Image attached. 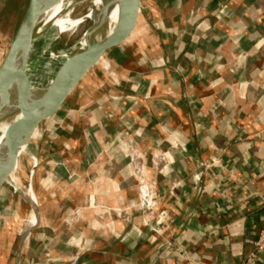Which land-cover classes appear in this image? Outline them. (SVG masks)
<instances>
[{"label": "crops", "instance_id": "0c3cea01", "mask_svg": "<svg viewBox=\"0 0 264 264\" xmlns=\"http://www.w3.org/2000/svg\"><path fill=\"white\" fill-rule=\"evenodd\" d=\"M27 145L15 179L39 224L19 264H264V0H140Z\"/></svg>", "mask_w": 264, "mask_h": 264}, {"label": "water", "instance_id": "95a60500", "mask_svg": "<svg viewBox=\"0 0 264 264\" xmlns=\"http://www.w3.org/2000/svg\"><path fill=\"white\" fill-rule=\"evenodd\" d=\"M57 1L59 0H28L25 11L16 27L11 41L0 58V121L4 119L13 108L10 103L4 102L5 97L12 90L22 85L24 81V69L33 56L35 42L43 36L44 29L46 28L45 22H43L44 14ZM74 1L77 2L80 0ZM139 2L140 0H132L131 22L119 40L90 45L88 39H85L84 48L87 59L83 66L75 71L74 75L62 84H58L53 79L48 83L41 84V102L37 104L38 106L34 107V110L27 112L21 119L15 121L0 139V193L5 186H9L30 206L35 219L34 224L26 228L19 238L13 264H19L22 242L29 232L39 224V211L33 196L21 189L15 179L18 160L23 151L22 149L27 146L36 127L45 119L55 114L87 70L98 61L106 50L119 45L131 33L137 21ZM91 10L92 8L88 13H90ZM87 18L91 19L88 14L82 17V19ZM91 21V25L88 26L83 33L84 38L90 34L91 29H93L95 25L94 20L91 19ZM46 53L47 50L42 52V57H44ZM29 105L30 103H27L25 106L29 108ZM141 204L144 208H149L143 199H141Z\"/></svg>", "mask_w": 264, "mask_h": 264}, {"label": "bare ground", "instance_id": "6f19581e", "mask_svg": "<svg viewBox=\"0 0 264 264\" xmlns=\"http://www.w3.org/2000/svg\"><path fill=\"white\" fill-rule=\"evenodd\" d=\"M73 1L69 0L67 6L65 5L61 9L63 0H59L44 14L43 22H45L46 28L39 50L42 52L47 50V53L44 57H42L43 54L41 55L43 60L41 64L38 61H33L32 57L30 58L24 69L22 85L5 97L4 102L10 103L13 108L11 107L12 110L8 114L6 113L7 116L0 121V139L15 121L21 119L27 112L34 110V107L41 102V84L48 83L52 79L58 84H62L83 66L87 59L84 48L85 39H88L90 45L114 42L131 22L132 0H94L93 9L88 13V16L95 22L90 34L86 38L81 37L73 47L53 53L50 44L56 39V35L66 29L67 23L69 25L76 22L69 17L61 16L63 11L65 13L70 8ZM27 103H30L29 108L25 106ZM22 150L31 152L28 145ZM29 194L32 196L31 193ZM29 223L30 226L34 224L31 219Z\"/></svg>", "mask_w": 264, "mask_h": 264}, {"label": "rangeland", "instance_id": "374dc122", "mask_svg": "<svg viewBox=\"0 0 264 264\" xmlns=\"http://www.w3.org/2000/svg\"><path fill=\"white\" fill-rule=\"evenodd\" d=\"M27 2L28 0H0V58L11 41ZM68 2L69 0H63L61 9L67 6ZM93 4L94 0L73 1L70 8L65 13L64 11L61 13V16L69 17L76 22L71 23L72 25L67 23L66 29L56 35V39L50 44L53 53L73 47L83 37L84 31L91 25L93 18L81 19L91 8L93 9ZM41 39L42 37L35 42L31 58L39 64L43 61L42 51L39 50L42 45ZM30 219V209L26 203L9 186H5L0 193V264L12 263L17 236Z\"/></svg>", "mask_w": 264, "mask_h": 264}, {"label": "built area", "instance_id": "2783aa9c", "mask_svg": "<svg viewBox=\"0 0 264 264\" xmlns=\"http://www.w3.org/2000/svg\"><path fill=\"white\" fill-rule=\"evenodd\" d=\"M125 144L128 149L130 160L133 163L135 174L139 180V197L147 203L148 207H152L155 203V191L153 184L145 179L142 156L137 152L130 137L127 138ZM162 159H164V156L161 153H155L151 157V162L157 167ZM261 252H264V229L259 232L254 242V251L250 254V258L256 257L257 253ZM241 264L244 263L242 262Z\"/></svg>", "mask_w": 264, "mask_h": 264}]
</instances>
